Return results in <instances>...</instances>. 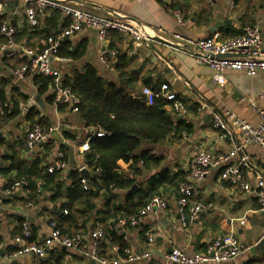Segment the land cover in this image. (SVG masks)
Returning a JSON list of instances; mask_svg holds the SVG:
<instances>
[{
    "label": "crops",
    "instance_id": "crops-1",
    "mask_svg": "<svg viewBox=\"0 0 264 264\" xmlns=\"http://www.w3.org/2000/svg\"><path fill=\"white\" fill-rule=\"evenodd\" d=\"M56 1L80 6L98 15L113 12L149 33V37L139 44L134 43L128 34L116 31L110 33L105 41H99L92 29H83L65 38L61 43L64 51L84 47L85 52L77 60L67 57H62L65 59L63 61L53 60V67L62 79L74 71H81L87 64L96 66L99 76L105 82H118L120 71H127L135 77L131 83H124L129 94L134 97L145 96V87L151 90L159 88L163 94H172L183 106L179 111L172 110L174 123L184 121L189 125L188 132L174 129L161 142H142L131 155L148 153L160 158V162L149 167H142L139 162L137 167L142 168L141 174L135 175L129 170L131 159L118 162L119 175L124 179H133L132 185L136 184L137 189L129 193L131 185L128 189L114 190L111 196L114 203L125 205L128 194H136L139 189L146 190L150 181L158 180L163 170H168L170 176L178 171L188 173L191 160L198 151L203 150L219 158L240 145L243 142L242 133L229 124L227 130L215 127L211 119L212 111L223 113L228 110L253 126L258 124V118L245 98H253L257 106L264 105V100L257 98L259 93L264 92V72L248 75L243 71L227 70L224 75L226 82L219 84L213 81L212 70L207 65L197 63L192 58L190 41L211 36L208 34L209 27L219 22L213 34L221 35L222 39L242 33L246 26L255 25L260 30L264 44V0ZM0 2V22L6 21L15 28V43L20 47L13 55L0 52V93L8 100V107L13 105L9 101L12 98L19 109L15 117L3 122L4 112L0 107V121L3 123L0 125V167H8L12 158L26 164L40 159L45 167L54 161L58 153H64L68 170L77 169L84 165L85 151H82L81 145L89 141L96 128L85 125L80 115L72 111L70 106L58 109V105L49 102L51 87L38 93L35 75L24 78L14 75V70L29 60L23 49L33 52L41 50L45 36L63 29L67 23L66 18L56 10L45 9L39 17L38 25L31 27L26 18L24 0ZM174 5L181 11L184 20L182 24L176 20ZM174 33L179 34L180 38H175ZM101 55L106 57L109 65L103 66L99 60ZM118 61L122 69L117 67ZM145 82L149 85L144 86ZM29 110L36 113V121H43L47 126L60 125V130L52 135L48 143L38 146L32 152L25 149V135L31 128L30 121L26 119ZM168 110L171 111V108L168 107ZM242 151L252 162V169L242 170L243 178L252 186L256 177L253 169L262 165L264 153L253 143L245 144ZM240 155L239 152L223 164L213 166L204 179L196 184L189 205L201 203L206 207L191 223L182 226L177 202L179 191L175 194L168 191L162 195L167 200L165 210L150 213L141 224L127 225L122 229L128 243V253L139 255L140 258L126 261L118 255L117 246L111 244L104 258L109 263L117 260V264H176L166 259L171 248L177 247L191 254L204 250L215 237L232 233L246 249L234 260L217 264H264V211L259 209L253 193L243 191L220 177L224 165L238 164ZM93 179L97 185H101L100 175L90 177L85 185L89 186ZM5 184L6 178L0 177V240L5 243L6 253L12 248V238L18 233L19 221L25 220L28 224L32 240L29 241L42 242L50 231L51 214L62 212L59 210L60 203L50 202L46 192L42 193L35 204L28 205L25 200L28 192L18 188L10 196H5L2 194ZM104 199V196L95 199L98 209ZM242 219L244 222L240 223ZM92 229L91 224L88 232L80 230L88 235L83 240L84 247L88 249L92 244L89 234ZM147 234L154 236L153 242H148ZM103 241L106 242V239ZM260 242H263L262 246L257 247ZM99 251H102L100 247ZM145 253L148 256H142ZM91 262L82 250L56 245L49 247L40 259L24 255L15 260L17 264H99ZM0 264L14 262L4 257Z\"/></svg>",
    "mask_w": 264,
    "mask_h": 264
},
{
    "label": "built area",
    "instance_id": "built-area-1",
    "mask_svg": "<svg viewBox=\"0 0 264 264\" xmlns=\"http://www.w3.org/2000/svg\"><path fill=\"white\" fill-rule=\"evenodd\" d=\"M24 9L27 21L31 27L37 26L39 17L45 9H52L60 12L66 18V26L59 32L47 36L43 48L39 51L33 52L23 49V52L29 58L28 63H24L14 70V75L18 78H24L28 75H44L52 78L51 95L54 96V105L70 106L72 111L77 112L75 105L77 98L70 89L62 86V78L58 75L57 70L53 67V60H65L58 55L61 43L65 38L72 36L83 29H92L95 31L99 41H105L110 31H118L120 33L128 34L132 37L136 44L141 43L149 37V33H145L143 28H139L126 17L109 12L108 15H98L80 6L56 0H24ZM2 10V3L0 2V12ZM174 14L178 23H184L183 16L179 9H174ZM16 30L6 21L0 22V34L3 41L0 42V52L4 51L8 55H13L20 50V47L15 43ZM175 38H180V35L174 33ZM173 43L171 40H168ZM192 45V58L200 64L207 65L212 70L213 81L223 84L225 80V71L238 70L243 71L248 75L256 72H264V44L262 42L260 30L257 26H246L243 32L239 35L222 39L218 34H213L205 38H199L190 41ZM103 66L109 65L108 60L104 55L99 57ZM143 93L151 103L153 90L148 87L143 89ZM167 94V93H165ZM259 100H264V92L258 94ZM249 107L258 118V124L253 126L247 120L237 117L233 112L225 110L220 113L212 111L211 119L213 125L217 128L227 130L228 124L234 129L242 133L243 142L235 147L228 155L214 158L206 151H198L191 160V165L188 170L186 182L179 186V217L182 226L191 223L196 215L206 206L203 204L189 205V200L192 197L193 190L197 183L201 182L209 173L213 166L221 165L240 152V160L238 164H225L220 172V177L223 180L238 186L241 190L253 193L257 198L259 209L264 211V160L262 165L256 169L255 181L252 186L243 178V169H252V162L248 155L243 153L244 145L253 143L258 145L264 153V105L257 106L253 98H245ZM175 111L183 108L181 102L175 101L173 104ZM1 130V127H0ZM60 130V125L53 124L46 127L35 125L27 130L25 135V149L28 152L35 151L38 146L48 143L55 132ZM105 132L101 129H94L92 136L102 137ZM89 148L88 140L81 145L82 151ZM67 161L64 153H58L54 161L46 166L48 173L60 172L64 174L68 171ZM87 168L81 165L77 168L80 171ZM81 182L86 184L87 181L81 178ZM27 185L24 180H16L10 188L2 190V194L10 196L14 189L21 188ZM28 192V190H25ZM31 205V202L27 203ZM167 208V200L163 196H154L148 200L139 211L130 218L129 224L137 226L142 223L144 218L157 211L165 210ZM67 213L66 210L63 211ZM242 219L240 223H243ZM120 224H124V220H120ZM91 247L88 249L84 247L83 240L88 235L80 232L71 234H62L56 227L55 222H50V231L42 242H31L30 229L28 224L23 223V229L20 234H16L12 238V245L15 247L12 251L5 253V243L0 240V261L7 257L15 263V260L24 255H30L36 259L42 258L46 250L51 246H63L68 249L82 250L83 254L99 263V264H117V260L110 263L103 257L99 256L98 246L105 238L104 231L101 227H96L90 232ZM148 242H153L154 236L147 234ZM246 248L240 245L236 237L232 233L219 235L212 239L204 250L193 252L191 254L173 247L166 255V259L176 264H204V263H224L234 260ZM128 252V251H127ZM6 254V256H5ZM142 256H148V253ZM140 258L139 255L128 254L126 261H133Z\"/></svg>",
    "mask_w": 264,
    "mask_h": 264
},
{
    "label": "trees",
    "instance_id": "trees-1",
    "mask_svg": "<svg viewBox=\"0 0 264 264\" xmlns=\"http://www.w3.org/2000/svg\"><path fill=\"white\" fill-rule=\"evenodd\" d=\"M177 8V5L173 6V9ZM114 31H110L108 35ZM236 35L239 34L235 33L232 36ZM45 37L47 38V35ZM2 41L1 36L0 42ZM61 46L58 55L71 60L81 58L85 52L84 47L64 51ZM117 67L122 69L119 61ZM119 78L118 82H105L99 76L96 66L87 64L81 71H74L72 75L62 80V86L69 88L77 98L74 106L77 107V113L83 123L105 132L102 137L91 136L88 141L89 148L84 152V165L97 173V176L100 175L101 185H97L93 179L91 184L86 186L81 182L80 172L74 168L63 175L60 172L48 173L40 159L26 164L12 158L8 167H0V177L6 178L4 189L10 188L16 180L26 181L27 185L23 187V190H28V195L23 199L25 198L27 203L35 204L44 192L48 193L50 202H59V210L62 214L53 212L49 222L54 221L55 227L62 234L80 232L82 229L88 232L91 224L93 228L101 227L106 242L99 244L98 248L102 250H98L99 256L104 258L111 244L116 245L118 255L126 259L129 254L128 243L124 239L122 229L130 225V218L152 197L162 196L168 191L174 194L178 192L180 184L186 182L188 173L178 171L170 176L168 170H163L158 175L159 179L150 181L146 190L139 189L136 194H128L125 198L127 203L119 205L111 199L113 191L128 189L133 179H124L119 175L118 162L120 160L127 162L131 159L129 170L135 175L141 174L142 168L137 167L139 162L142 163V167L157 165L160 162V158L148 153L131 155L142 142H161L174 129L188 132L189 125L184 121L174 123L171 113L175 111L173 104L177 101V97L170 93L163 94L159 88H153L151 103H148L145 96L134 97L126 91L127 85L124 83L133 81L135 77L132 74L120 71ZM34 80L38 84L37 92L40 94L53 84L49 76L35 75ZM147 85L149 83L145 82L144 86ZM22 97L26 98L24 95ZM53 98L54 96L50 95L48 101L53 102ZM9 101L13 104L11 108L6 105L8 100L4 94L0 93V107L4 112L3 122L12 119L19 112L17 102L12 98ZM66 106L67 104L64 103L59 105L58 109ZM35 114L29 110L26 117L31 127L47 126L43 121L34 120ZM2 124L1 122L0 125ZM67 181L68 185H66ZM101 196L105 199L101 208L98 209L95 199ZM134 197L137 199L134 200ZM64 210L67 211L66 214L63 213ZM120 220H124L123 225H119ZM87 222L90 224H86ZM23 223L25 220L19 221L17 234L21 233ZM14 248L12 245V248L10 247L7 251H12Z\"/></svg>",
    "mask_w": 264,
    "mask_h": 264
},
{
    "label": "water",
    "instance_id": "water-1",
    "mask_svg": "<svg viewBox=\"0 0 264 264\" xmlns=\"http://www.w3.org/2000/svg\"><path fill=\"white\" fill-rule=\"evenodd\" d=\"M15 1H17V0H15ZM10 6H12V3H10ZM218 24H219V22H215V23L213 24V26L209 27V29H208V30H209V31H208V34H209V35H212L213 33H216V30H217ZM0 135H1V132H0ZM79 172H80V176H81L82 178H84V179L87 181V183L89 182L90 177H96V176H97V173H91L90 170H88L87 168H83V169H81ZM136 189H137V185H136V184H133V185L131 186V188L128 190V192H129V193H133V192L136 191ZM122 234L125 235L124 232H123ZM262 243H263V242H260V243L257 245V247H261V246H262ZM91 261H92L91 263L94 262L93 260H91Z\"/></svg>",
    "mask_w": 264,
    "mask_h": 264
}]
</instances>
